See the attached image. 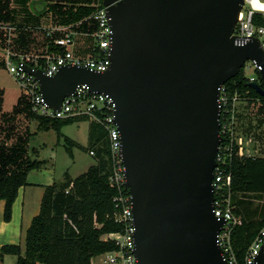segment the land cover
I'll return each mask as SVG.
<instances>
[{
	"label": "water",
	"instance_id": "95a60500",
	"mask_svg": "<svg viewBox=\"0 0 264 264\" xmlns=\"http://www.w3.org/2000/svg\"><path fill=\"white\" fill-rule=\"evenodd\" d=\"M243 2L102 0L111 28L105 71L66 64L47 76L22 66L53 109L80 84L112 99L136 264H228L213 213L219 88L247 61L264 82L260 41L232 35ZM255 261L263 264L262 250Z\"/></svg>",
	"mask_w": 264,
	"mask_h": 264
},
{
	"label": "trees",
	"instance_id": "16d2710c",
	"mask_svg": "<svg viewBox=\"0 0 264 264\" xmlns=\"http://www.w3.org/2000/svg\"><path fill=\"white\" fill-rule=\"evenodd\" d=\"M101 6L102 0H0V24L12 23L21 28L28 25L36 27L42 23L65 25L80 21L77 29L91 32L95 24L91 19H84ZM253 21L264 25V15L256 13ZM49 35L43 33L44 44L48 45V49L59 50ZM52 35L56 36L58 32ZM36 38L30 31H21L14 39L13 48L27 52L31 45H35ZM4 40L5 32L0 29L2 49ZM11 58L15 60V57ZM24 61L33 64L31 57H24ZM0 64L4 65L2 58ZM243 68L224 83L228 93H236L240 100L264 101V94L249 86L250 81ZM255 71L254 81L264 90L259 71ZM226 108L225 118L230 115V101ZM19 115L36 120L38 130L53 129L57 139L63 140L70 156L73 148L86 152L92 150L94 162L79 175L72 178L65 172L61 180L44 187L39 211L26 229L24 247L19 244L2 245L0 262L3 255L11 254L16 257V264H91L93 257L117 248L113 240L104 237L122 229V224L112 217L115 208L112 198L116 190L108 181L111 162L106 130L101 124L88 121L85 117L60 119L36 115L29 100L21 98L10 112H3L0 88V199L4 200V221L11 218L13 202L19 187L27 184L28 172L44 163V160L31 158L28 154L27 143L31 136L28 130L25 134H14L12 123L19 120ZM83 120L88 121L85 146L61 133L63 126ZM12 138L7 144L6 141ZM237 149L233 141L231 153L226 155L223 165L230 175L224 193L229 192L232 210L242 220L241 224L233 227L231 241L237 264H243L246 248L258 230L264 227V206L258 210L252 202L254 197H264V154L241 155Z\"/></svg>",
	"mask_w": 264,
	"mask_h": 264
},
{
	"label": "built area",
	"instance_id": "2783aa9c",
	"mask_svg": "<svg viewBox=\"0 0 264 264\" xmlns=\"http://www.w3.org/2000/svg\"><path fill=\"white\" fill-rule=\"evenodd\" d=\"M256 13L264 15V0H244L238 13L236 24L232 35L238 41L256 37L264 51V25L255 24L253 17ZM95 29L90 33L93 40L91 53L86 56L74 52L75 33L68 27H58L49 32L52 43L59 49L46 51L43 55L31 57L33 64H28L24 58L13 60L9 51L3 53L4 64L7 71L13 75L21 88L28 94L29 103L33 113L48 118H78L85 117L88 121L101 124L107 133L109 159L111 172L108 178L109 185L116 190L112 201L114 202L113 219L122 224V229L105 235V239H111L117 248L103 253L104 264H136L134 254V225L132 220V208L130 196L125 187L124 167L121 160L120 134L113 123L114 103L112 99L102 93L90 92L84 84L76 87L69 96H65L59 109L49 107L39 92L37 80L24 71L23 64L34 68H40L47 76L54 75L61 66L66 64L84 65L94 71H105L110 63V35L111 28L106 14V8L101 6L91 15ZM8 30L10 28L8 27ZM54 32L58 35L53 36ZM30 58V57H29ZM254 69L259 71L260 65L251 62ZM254 81V77H248ZM231 102L230 115L227 113V103ZM238 99L236 93L230 95L223 84L219 88L218 103L221 108L220 133L221 142L216 155V166L213 172V213L218 219L223 220V226L217 235V242L221 247L228 264H237L231 241L233 227L242 223L239 216L232 210L229 192L224 193V187L229 184L230 175L223 167L226 155L232 150L233 139L230 137L232 131L233 105ZM226 111V112H225ZM224 118L226 122L223 123ZM224 140V141H222ZM89 155L93 151L88 152ZM241 154V153H238ZM264 252V227L260 228L244 253L243 264H256V257L260 251ZM264 264V262H263Z\"/></svg>",
	"mask_w": 264,
	"mask_h": 264
},
{
	"label": "rangeland",
	"instance_id": "374dc122",
	"mask_svg": "<svg viewBox=\"0 0 264 264\" xmlns=\"http://www.w3.org/2000/svg\"><path fill=\"white\" fill-rule=\"evenodd\" d=\"M45 24V23H44ZM49 24V23H48ZM37 40H41V34L37 33ZM41 42H39L40 44ZM39 48V45H37ZM4 49L0 47V60L3 57ZM244 75L254 77L257 75L252 63L247 61L243 68ZM0 88L2 90V110L11 111L13 105L19 98L29 100L28 94L21 88L5 68L0 64ZM18 102V101H17ZM10 121L9 123H12ZM26 122L31 123L24 115H19V120L13 122L14 134H25ZM8 125V123H4ZM30 127V126H28ZM88 121H77L62 128V132L81 143H87ZM35 130V126L32 127ZM14 135V137H15ZM1 136V132H0ZM230 137L237 145V152L248 155L264 154V101L258 99L235 101L233 105L232 131ZM14 138L10 139L13 140ZM30 147H42L39 159H47V166L52 170L55 180H60L63 173L67 171L70 176L75 177L84 172L89 165L93 164V158L88 152L79 148L73 149V155L70 156L64 148L63 140L56 138L53 130L38 131L30 140ZM51 156V158H50ZM27 179V177H26ZM253 206L262 210L264 206V197L252 198ZM104 255L100 254L91 259V264H104ZM7 264V263H6Z\"/></svg>",
	"mask_w": 264,
	"mask_h": 264
},
{
	"label": "crops",
	"instance_id": "0c3cea01",
	"mask_svg": "<svg viewBox=\"0 0 264 264\" xmlns=\"http://www.w3.org/2000/svg\"><path fill=\"white\" fill-rule=\"evenodd\" d=\"M90 19H91V15L86 17L84 20H90ZM78 24H80V21L76 23L65 24V25L64 24H52V23L44 24L42 23V25L36 26V27H32L28 25L26 27L20 28V27H15V25L12 23H3V24H0V29L5 32V40H4L2 47L4 49V52L9 51L11 57H15V60H18L24 57L40 56V55H43L46 51L53 50V48L48 49V45L44 44L43 33L46 34L47 36H50L49 32L52 31L53 29L58 28V27H68L71 30H73L75 33V44L73 48L74 52L78 55L86 56L91 53V49L93 45V40L90 35L92 31L90 32V30H78L76 27ZM8 27L10 28V30H8ZM21 31H30L32 32V35L34 34L36 37L38 36L37 33H40L42 36L41 40H36L35 45H31V48L27 52L15 51L13 48L14 39L18 36V33H20ZM39 42L41 43L39 44ZM37 45H39V48L37 47ZM2 60L4 62V57H2ZM16 103L13 105V107L16 105ZM3 112H10V111H3ZM27 119H29V121L31 122V123L26 122V126H27L26 129L29 131L31 135L27 143L28 154L30 155L31 158H35L38 160H44V163L42 164L41 167L31 169L28 172L27 184L19 187L18 189L17 196L12 205L11 218L9 221H4L2 218L4 200L0 199V247L4 244H19L22 248L24 247V238H25L26 229L30 225V222L33 216H35L39 211L40 201H41V197L44 192V187L47 185H50L53 181H56L52 174V170L49 167H46L48 163L47 159L45 158L39 159V155L42 152V147H40V149L39 147H35V146L30 147V143H29L30 140L33 138V136L38 131H49L53 129L38 130L37 121L31 118H27ZM34 126H35V130L32 129V127ZM62 128H61V133H63ZM56 138H57V135H56ZM71 139L74 140L73 138ZM57 140L59 141L60 139H57ZM6 142L7 144H10L11 140L9 139ZM79 144L82 145L81 143ZM82 146H85V145H82ZM73 149H72V155H73ZM6 263L16 264V257L11 254L3 255V258L0 264H6Z\"/></svg>",
	"mask_w": 264,
	"mask_h": 264
}]
</instances>
